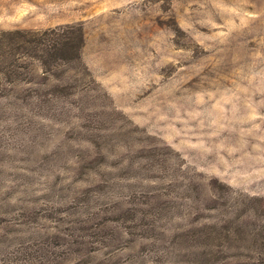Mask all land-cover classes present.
<instances>
[{
    "label": "rangeland",
    "instance_id": "1",
    "mask_svg": "<svg viewBox=\"0 0 264 264\" xmlns=\"http://www.w3.org/2000/svg\"><path fill=\"white\" fill-rule=\"evenodd\" d=\"M78 27L0 75V264H264V0H0Z\"/></svg>",
    "mask_w": 264,
    "mask_h": 264
},
{
    "label": "trees",
    "instance_id": "2",
    "mask_svg": "<svg viewBox=\"0 0 264 264\" xmlns=\"http://www.w3.org/2000/svg\"><path fill=\"white\" fill-rule=\"evenodd\" d=\"M58 30L53 29L42 33L3 32L0 35V75H5L8 79L16 77V53L21 51L35 53L47 68L59 60H74L79 57L80 49L84 43L82 28H77V34Z\"/></svg>",
    "mask_w": 264,
    "mask_h": 264
}]
</instances>
